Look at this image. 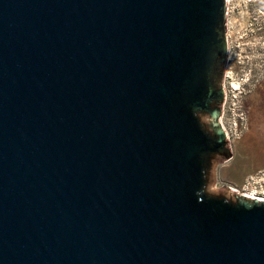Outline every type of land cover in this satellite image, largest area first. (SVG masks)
I'll return each mask as SVG.
<instances>
[{"label": "water", "instance_id": "water-1", "mask_svg": "<svg viewBox=\"0 0 264 264\" xmlns=\"http://www.w3.org/2000/svg\"><path fill=\"white\" fill-rule=\"evenodd\" d=\"M227 0H0V264H264V201L207 192Z\"/></svg>", "mask_w": 264, "mask_h": 264}, {"label": "rangeland", "instance_id": "rangeland-1", "mask_svg": "<svg viewBox=\"0 0 264 264\" xmlns=\"http://www.w3.org/2000/svg\"><path fill=\"white\" fill-rule=\"evenodd\" d=\"M230 2L231 52L223 69L224 101L216 107L232 155L213 161L207 192L264 199V0Z\"/></svg>", "mask_w": 264, "mask_h": 264}, {"label": "bare ground", "instance_id": "bare-ground-1", "mask_svg": "<svg viewBox=\"0 0 264 264\" xmlns=\"http://www.w3.org/2000/svg\"><path fill=\"white\" fill-rule=\"evenodd\" d=\"M229 2H230V0H227L226 34H227V38H228V41H229V51H228L227 60H228V58H229V54H230V52H231V42H230V38H229V34H228V30H229V26H228V25H229V18H228V16H229V14H228V12H229ZM230 3H231V2H230ZM222 124L224 125L223 120H222ZM224 129H225V132H226V134H227V138H228L230 135H229V132H228V130L226 129L225 125H224ZM233 191H235V189H234ZM243 195H245V196L248 197V198L258 199V200L264 201L263 197H262V198L256 197L255 194H254V196H253V195H250V194H247V193H246V194H243Z\"/></svg>", "mask_w": 264, "mask_h": 264}]
</instances>
